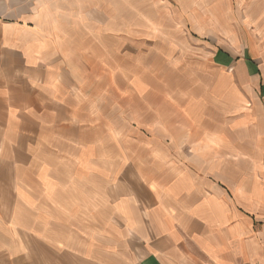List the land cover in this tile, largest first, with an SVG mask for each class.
<instances>
[{"label":"crops","instance_id":"obj_1","mask_svg":"<svg viewBox=\"0 0 264 264\" xmlns=\"http://www.w3.org/2000/svg\"><path fill=\"white\" fill-rule=\"evenodd\" d=\"M137 1L0 0V264H264V0L175 34L173 90L84 78Z\"/></svg>","mask_w":264,"mask_h":264},{"label":"rangeland","instance_id":"obj_2","mask_svg":"<svg viewBox=\"0 0 264 264\" xmlns=\"http://www.w3.org/2000/svg\"><path fill=\"white\" fill-rule=\"evenodd\" d=\"M137 4L141 5V0ZM215 8L226 12L236 11L237 0H149L142 8L134 9L132 32L125 24L118 30L115 46L112 42L117 56H108L104 65L95 62L94 58H87L90 64L81 68L88 71L81 75L105 84L116 81L123 90L127 82L136 78L155 84L154 86H157V81H165L167 90H173V82L186 79L184 70L191 67V62L198 61L199 57L174 52L169 43L176 38L177 33L189 37L193 24L206 20ZM209 39L213 49L225 45L227 41L220 33L210 36ZM92 43L86 41L83 44ZM106 43L109 44V41ZM125 144L127 142L118 139L119 148ZM81 230V233H69L68 239L71 243L81 241L82 245L88 237H93L92 228L81 226ZM81 264L89 263L81 259Z\"/></svg>","mask_w":264,"mask_h":264}]
</instances>
